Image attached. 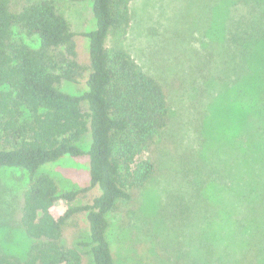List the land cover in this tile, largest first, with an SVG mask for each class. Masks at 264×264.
Listing matches in <instances>:
<instances>
[{"label": "trees", "instance_id": "1", "mask_svg": "<svg viewBox=\"0 0 264 264\" xmlns=\"http://www.w3.org/2000/svg\"><path fill=\"white\" fill-rule=\"evenodd\" d=\"M61 1L89 2L94 27L72 30L58 0H0V168L27 172L17 221L31 240L23 257L0 253V264H120L108 240L109 215L157 175L170 124L161 80L122 46L107 45L111 34L129 26L131 0ZM221 2L235 6L221 44H214L223 71L218 80L226 87L244 83L241 160L261 164L264 73L256 68L263 70L264 58L255 55L264 49V0ZM81 80L86 89L78 94L58 87ZM66 155L86 156L88 185L62 190L39 172ZM206 167H199L201 174L214 175ZM229 172L212 180L234 193L237 186L225 178L237 179L239 170ZM58 200L67 205L55 217L50 209ZM185 213L186 220L194 219L193 212Z\"/></svg>", "mask_w": 264, "mask_h": 264}, {"label": "rangeland", "instance_id": "2", "mask_svg": "<svg viewBox=\"0 0 264 264\" xmlns=\"http://www.w3.org/2000/svg\"><path fill=\"white\" fill-rule=\"evenodd\" d=\"M58 1L72 30L94 27L89 2ZM217 1L131 0L129 26L107 39L161 80L170 107L157 175L109 215L108 240L120 264H264V163L241 160L246 87L220 85L223 71L214 51L235 5ZM258 55L264 58V49L258 48ZM262 66L256 70L264 73ZM58 87L75 94L86 89L84 80ZM207 164L223 177L239 170L237 179L225 178L236 192L217 186L214 175L203 176L199 167L208 170ZM39 172L62 190L90 181L86 156H63ZM27 181L23 169L0 168V253L23 257L31 243L17 221ZM66 205L56 201L53 216ZM186 211L193 212V220L185 219ZM173 215L181 219L171 221Z\"/></svg>", "mask_w": 264, "mask_h": 264}]
</instances>
